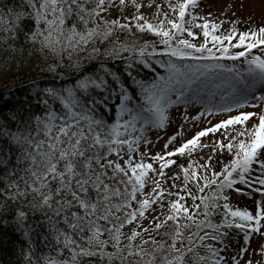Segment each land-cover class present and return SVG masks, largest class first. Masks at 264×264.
Instances as JSON below:
<instances>
[{
  "label": "snow or ice",
  "instance_id": "obj_1",
  "mask_svg": "<svg viewBox=\"0 0 264 264\" xmlns=\"http://www.w3.org/2000/svg\"><path fill=\"white\" fill-rule=\"evenodd\" d=\"M165 2L150 18L142 0H0V68L27 51L47 78L0 92V223L20 238L19 264H264V25L240 30L238 18L221 32L200 0ZM180 104L184 123L208 126L141 152ZM176 155L189 160L169 176ZM233 191L259 194L255 208Z\"/></svg>",
  "mask_w": 264,
  "mask_h": 264
},
{
  "label": "trees",
  "instance_id": "obj_2",
  "mask_svg": "<svg viewBox=\"0 0 264 264\" xmlns=\"http://www.w3.org/2000/svg\"><path fill=\"white\" fill-rule=\"evenodd\" d=\"M175 2V0H173ZM210 0H200V6L196 9L198 13H200L202 16H207L208 13H211L212 15L209 17L210 19H214V7L210 9L209 5ZM154 4H162L164 5V11H169L166 5L165 0H155ZM153 5V4H152ZM171 15V13H169ZM120 13L118 10L113 9L112 11V18H115L119 16ZM152 14L149 16L151 18ZM225 30H228L231 27V24H226ZM223 26V27H224ZM222 28V27H221ZM224 30V31H225ZM197 33H200V29H194ZM221 31V32H224ZM128 33H120L121 39L128 38ZM137 37L140 39L141 42L144 40L148 41H157L158 37H155L151 33L147 34H140L137 33ZM203 40L202 33L198 37L195 38V42L200 43ZM159 47H163L162 45H159ZM253 52H257V49H254ZM25 59V63L17 67L16 65H12L9 69H3L0 68V92H3L5 90V86H10L14 90H21L26 89L30 85L27 83V81L30 78H42V74L36 70L35 68V58L29 57L27 51H24L23 53L19 54ZM166 59V57H165ZM226 64H232V61H224ZM239 64L240 62H235ZM118 69L121 67L120 63L117 62ZM157 71L160 74H164V69L160 68L159 65L156 66ZM46 77L42 78V82L46 81ZM57 83H60V81H57ZM179 108V106H176ZM175 111V108H170L169 111ZM168 125V124H167ZM167 125L165 128H160L162 130L167 129ZM154 129H152L150 132L147 133L148 139L150 135L153 133ZM212 140L210 138H202V143L204 144H211ZM147 148L149 150L148 146H144V144H141L140 151L142 152L143 148ZM146 149V150H147ZM209 154H212L211 147L206 148H198L197 151L193 154L194 158L200 159L201 162H203V159L207 157ZM139 153L137 154V156ZM231 156L227 153L225 150L223 153L217 152L214 155L213 164L216 167L217 170L220 169L222 163L226 162L227 160H230ZM189 158L187 157V160L185 163H183L185 166L188 163ZM149 162H152L149 158ZM158 167V163L156 164ZM180 171L178 168V164L171 165L168 169H165V172L170 176L175 172ZM243 187V186H241ZM259 199V194H254L252 197H249L248 195H245L243 193H235L233 191L232 201L234 204H237L241 207L247 206L251 209L255 208V201ZM254 240V239H253ZM253 242V241H252ZM20 244V238L18 234L13 231L11 226L5 227L2 223H0V264H19V261L16 259L17 257V249ZM256 256V257H255ZM252 258L254 261L261 259V257L255 253L252 254Z\"/></svg>",
  "mask_w": 264,
  "mask_h": 264
},
{
  "label": "rangeland",
  "instance_id": "obj_3",
  "mask_svg": "<svg viewBox=\"0 0 264 264\" xmlns=\"http://www.w3.org/2000/svg\"><path fill=\"white\" fill-rule=\"evenodd\" d=\"M142 2L144 3L145 7L142 8L141 11L144 12L146 16L149 17L151 14H153L156 11V5L158 4H153L151 7H148L149 0H142ZM229 5H231V8H229ZM208 6L210 7V9L214 7V14H213L214 20L225 21L220 31L225 30L224 25L230 24L228 21H235L238 18L241 22L237 24L236 27L239 28L240 30H246L248 28L254 29L261 25H264V0H210ZM133 12H134V8L129 6L128 8L125 9L124 14L130 16ZM233 13H235V15H233ZM249 18L251 19L249 20ZM210 84L214 87V84L208 81V89L215 91L210 87ZM219 99L220 98L217 95L216 100L219 101ZM180 106H182L183 109L169 111V115L171 116V121L167 125V130L162 131L160 129L154 128V132L151 135L152 143L149 144L150 145L149 148L151 149L148 150L147 148L144 147L142 152H146L149 153L150 155H154L157 152H166L173 150L181 143L186 142L188 139L192 138L197 131L201 130L202 127L208 126L206 120L203 124L199 122L184 123L183 116L185 113L186 106L183 104H180ZM262 107H264V105H262ZM199 108H201V105L199 103H193L188 105L187 107L188 115L190 116L196 115L197 109ZM241 111L259 112L261 111V108L249 107L246 109H242ZM220 118L221 116H216L212 118V123L217 122V120H219ZM252 119L254 120L255 117H253ZM181 126L183 127V134L179 135L178 133H180L181 131ZM234 134L235 133H233V135ZM172 135H177V140L172 145H169L167 149H165L164 145ZM220 137H221V133H217L216 138H220ZM208 138H210L211 140L214 139L212 134H209ZM171 159H174L176 163L180 165L186 162L187 156L176 155L174 157H171ZM258 243L259 242L256 239H254L251 247L256 248ZM249 251L251 253V248ZM251 254H255V253H251ZM247 258H248V254L245 255V259Z\"/></svg>",
  "mask_w": 264,
  "mask_h": 264
},
{
  "label": "bare ground",
  "instance_id": "obj_4",
  "mask_svg": "<svg viewBox=\"0 0 264 264\" xmlns=\"http://www.w3.org/2000/svg\"><path fill=\"white\" fill-rule=\"evenodd\" d=\"M209 82H211V81H209ZM210 87L216 91L215 85H214V87H213V86L210 84Z\"/></svg>",
  "mask_w": 264,
  "mask_h": 264
}]
</instances>
